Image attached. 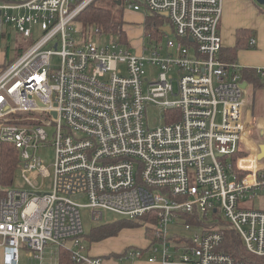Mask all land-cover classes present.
<instances>
[{
  "label": "built area",
  "instance_id": "obj_1",
  "mask_svg": "<svg viewBox=\"0 0 264 264\" xmlns=\"http://www.w3.org/2000/svg\"><path fill=\"white\" fill-rule=\"evenodd\" d=\"M95 1L0 0V33L13 25L29 43L0 72V143L19 152L31 188L0 189L1 264H19L22 251L45 264L50 244L102 264L83 255L82 208L93 224L106 212L154 213L150 263L247 264L221 249L222 222L264 258V166L246 161L262 159L260 145L251 151L244 139L254 123L242 67L221 57L223 0H125L129 10L165 16L161 28L171 29L161 31L165 44L148 36L135 53L97 27L75 37L73 23ZM149 105L162 110V126L149 127ZM51 134L53 183L43 192L36 181L52 174L36 151ZM179 226L189 235L171 237Z\"/></svg>",
  "mask_w": 264,
  "mask_h": 264
},
{
  "label": "rangeland",
  "instance_id": "obj_2",
  "mask_svg": "<svg viewBox=\"0 0 264 264\" xmlns=\"http://www.w3.org/2000/svg\"><path fill=\"white\" fill-rule=\"evenodd\" d=\"M226 1V0H225ZM235 7L237 9L236 15H224L225 12L223 10L222 17L219 23V33L222 37V42H227L228 40L234 44L235 41V30L236 26L239 24L240 26L251 25L255 29H263L264 28V5H259L255 0H234ZM98 5L105 7L107 0H98ZM125 20L127 21L126 33L129 36V42L133 45L131 48V52L135 53L138 51L141 42L147 41L143 37H139V31L142 29L143 17L146 16L147 10L145 8L142 11L136 13L135 11L129 10V8L125 7ZM230 10V9H228ZM166 18V17H165ZM165 24H168V19H164ZM89 29L84 26L83 23L79 21H75L73 23V33L75 37L79 40L84 39L88 34ZM259 34V32H258ZM150 40V37L148 38ZM162 44H165L166 39L163 34L159 37ZM224 40V41H223ZM28 41L24 38V36L13 26L10 24H4L3 31L0 33V66L3 65L4 62L8 63L9 61H14L19 57L20 49H25L28 46ZM241 61V60H240ZM146 73L151 77L155 76L156 70L147 67ZM250 92L251 98H253L255 105L259 109H264V90L263 89H255L252 84L248 85L246 90ZM248 95V94H247ZM247 97V96H246ZM163 112L162 110L155 105H149L147 110V123L150 128H156L162 126L164 124ZM253 123V122H252ZM252 128L253 132H251L252 141L249 138L250 132L246 130L245 132V143L253 144V148L249 147L250 150H254L257 146L264 143V135H259V132L256 131V125L248 124V129ZM255 129V130H254ZM49 133H52L49 130ZM51 143H47V146H43L37 149L36 156H39L44 164L48 167L50 173L52 174L50 177L39 178L37 183V190L43 192H50L52 190L53 183V172L54 167L53 163L55 160V148L52 146L53 137L50 135ZM243 148L246 149L243 143ZM253 159V158H252ZM254 160V159H253ZM257 163L259 162L256 160ZM260 163L264 164V160L260 161ZM1 190L8 189L10 191H27L30 190V186L27 184L26 180L22 177L20 169L17 168V171L14 175V181L11 185H0ZM81 203L85 204V199L81 200ZM257 206V205H256ZM220 214V213H219ZM221 215V214H220ZM81 217L83 222V230L84 234L81 242L85 251L83 255L85 257H98L102 259V264H146L148 263L149 256H151V252L142 251V257L139 259H124V254H129L130 252L139 251L138 248L146 247L148 241L151 237L150 226L152 222L149 220H136L134 222H138L142 224L140 226L134 228H125L122 229L116 235L106 238V240H102L101 242L91 241L92 229L97 227V225L93 224L90 219L89 209L82 208L81 209ZM203 218V216H201ZM123 219V217L113 213L106 212L105 213V221L102 225L111 224L115 221H119ZM144 224V225H143ZM101 225V224H100ZM225 229H228V224L222 222L219 224ZM147 227V228H146ZM184 228L172 227L170 230V236L172 237L175 231H178L182 235H189L188 232L183 230ZM171 246L174 247L175 244L171 243ZM57 248L53 245H48L44 251V260L45 264H53L56 261L57 257ZM173 250V248H171ZM56 252V254H55ZM100 256V257H99ZM122 256V261H120V257ZM1 264V257H0ZM19 264H30V259L26 256V252L21 253L20 255V263Z\"/></svg>",
  "mask_w": 264,
  "mask_h": 264
},
{
  "label": "trees",
  "instance_id": "obj_3",
  "mask_svg": "<svg viewBox=\"0 0 264 264\" xmlns=\"http://www.w3.org/2000/svg\"><path fill=\"white\" fill-rule=\"evenodd\" d=\"M98 1V0H97ZM97 1L91 4L81 15L78 16L77 21L86 26L87 29L97 27L100 32H103L113 38H117L125 43H128L127 33L124 30V15L123 10L125 8V0H107L106 6L98 5ZM121 4L119 5V2ZM165 16L158 14L147 15L145 19V36H151V38H159L163 34L160 30L163 25ZM254 31L250 29H239L236 32V44L233 48H222L221 57L224 61L235 62V56L238 49L243 47H251L250 39L253 37ZM20 54L23 49H20ZM12 61H9L5 66L9 65ZM4 66V67H5ZM243 78L251 83L254 87H264V77L260 76L256 71L243 70L241 71ZM19 152L9 143H0V185H11L14 181V175L18 168ZM190 221V218H187ZM140 220H149L152 224H157L158 220L154 213L141 218ZM136 220L121 219L111 224L97 225L92 229V235L90 240L99 241L109 237H112L125 228H134L140 226ZM144 225V224H143ZM149 228L152 234V227ZM147 228V227H146ZM83 237V235H82ZM221 249L226 253L235 257L236 260L243 261L247 264H264V258L257 257L250 254L239 236L230 228L224 232V240L222 242ZM57 264H78L72 257L70 251L59 248L57 251Z\"/></svg>",
  "mask_w": 264,
  "mask_h": 264
},
{
  "label": "crops",
  "instance_id": "obj_4",
  "mask_svg": "<svg viewBox=\"0 0 264 264\" xmlns=\"http://www.w3.org/2000/svg\"><path fill=\"white\" fill-rule=\"evenodd\" d=\"M234 4H235L234 0H226V1L223 0V10L225 12L224 15H236L237 9H236ZM228 9H230V10H228ZM125 12H126V10L124 8L123 15H125ZM138 12H140V11H138ZM138 12H136V13H138ZM151 14L152 13L148 12V13H146V16L147 15H151ZM146 16H144L142 22H140V24L142 25V29H141V31H139V37H143L147 41H145V42L143 41V43L141 42V45L139 46L138 51L141 50V48L143 47V44L145 46H147L149 44V39H147L146 36H145V19H146ZM124 22H125L124 23V30L126 31V28H127L128 24H127V21L125 20V16H124ZM234 27L236 28L234 44L231 43L229 40L227 42H225L223 40L224 41L223 48L228 49V48H233L235 46V44H236V32L239 29H250V30H253L254 34H253L252 38H254L256 40V44L254 46H251V47H243V48L238 49V51L236 53V56H235V62H233V63H236V64L240 65L242 67V71L247 69V70H253V71L257 72V69L264 68V28L257 30L251 25L240 26L239 24L234 25ZM258 32H259V34H258ZM127 37H128V40H129L130 38H129L128 34H127ZM132 47H133V45H132ZM138 51H136V52H138ZM6 64L7 63L4 62L3 65L0 66V72L3 70V68H4V66ZM246 83H247V86H246V88H247L248 85H250L251 83H249L248 81H246ZM254 88L255 89H263L264 90V87H260V88L259 87H254ZM245 97H246V101H247V104H248L247 116L249 118V121L254 123L252 125H254V126L256 125V128H257L256 131H258L260 134L264 135V109H259V108L256 107L255 102H254L253 98H251L250 92L248 91V89L246 90ZM252 132H253V130H252ZM248 145L250 147L253 146V144H248ZM256 150H257V148L254 149V150L252 149L251 151H256ZM246 161L249 162L251 164L250 166L253 167V168L254 167L260 168V167L264 166V164L260 163V161L257 163V161L253 160L252 158L249 159V160H246ZM247 167H249V166H247ZM95 225H100V224H95ZM150 239H151V237H150ZM103 240H106V239H103ZM99 241L101 242L102 240H99ZM95 242H98V241H95ZM147 244L148 245L146 247H142V248L140 247L138 249L142 250V251L147 249L149 244H150V240L148 241ZM147 252H149V251H147ZM129 254L125 253L123 258L124 259H132V260L141 258V257L132 258V257L129 256ZM93 258H98V257H93ZM100 259H101V257H100ZM119 260L120 261L123 260L122 256L120 257ZM101 261H102V259H101ZM57 263H58V261L56 259V261H54L53 264H57ZM77 263L78 264H89V263H86V262H77ZM146 264H159V263H157V262L156 263H150L148 261V263H146Z\"/></svg>",
  "mask_w": 264,
  "mask_h": 264
},
{
  "label": "water",
  "instance_id": "obj_5",
  "mask_svg": "<svg viewBox=\"0 0 264 264\" xmlns=\"http://www.w3.org/2000/svg\"><path fill=\"white\" fill-rule=\"evenodd\" d=\"M257 4L259 5H264V0H255ZM121 4V1L119 2V5ZM161 31H165L166 33L170 34L171 33V29L167 26V27H162L160 29ZM247 83L244 82L242 84L243 88H246ZM258 159H264V143L260 145V153L258 154Z\"/></svg>",
  "mask_w": 264,
  "mask_h": 264
},
{
  "label": "bare ground",
  "instance_id": "obj_6",
  "mask_svg": "<svg viewBox=\"0 0 264 264\" xmlns=\"http://www.w3.org/2000/svg\"><path fill=\"white\" fill-rule=\"evenodd\" d=\"M245 136V135H244ZM263 160V159H262ZM262 160H258V161H262ZM244 164V163H243Z\"/></svg>",
  "mask_w": 264,
  "mask_h": 264
}]
</instances>
